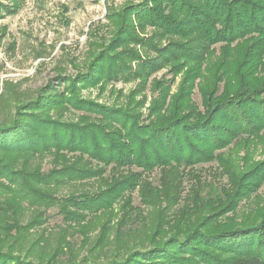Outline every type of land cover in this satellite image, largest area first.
Here are the masks:
<instances>
[{
	"label": "trees",
	"instance_id": "16d2710c",
	"mask_svg": "<svg viewBox=\"0 0 264 264\" xmlns=\"http://www.w3.org/2000/svg\"><path fill=\"white\" fill-rule=\"evenodd\" d=\"M24 1L0 0V20ZM105 18L84 69L0 119V264H264V0L127 1ZM124 81L123 104L82 94ZM212 162L226 183L197 174Z\"/></svg>",
	"mask_w": 264,
	"mask_h": 264
},
{
	"label": "rangeland",
	"instance_id": "374dc122",
	"mask_svg": "<svg viewBox=\"0 0 264 264\" xmlns=\"http://www.w3.org/2000/svg\"><path fill=\"white\" fill-rule=\"evenodd\" d=\"M127 1L140 2L141 0H25L19 13L0 20V96L3 97L0 100L5 101L0 106V119L6 114L5 109L7 110L11 100L31 98L38 88L50 82L62 89V86L59 87L58 75L73 76L84 69L90 52L88 33L94 31L98 38L110 37V24L105 18L108 7L113 5L118 8ZM243 45L239 43L234 46L233 51L238 52ZM166 73L167 69H162L154 76L159 79L163 76H167L166 79L172 76ZM182 75L181 73L176 77L172 92L177 90L183 78ZM200 80L198 79L197 82ZM137 83V81L110 83L103 93L98 88H84L82 94L108 104H123ZM200 85L197 83L196 86ZM151 90L148 88L138 97L139 99L146 96V102L142 106L145 113L149 111L153 97L156 96V93ZM194 92V100L200 105L201 92L198 88ZM3 105H5L4 110ZM257 148L254 152L255 158L264 156V145L259 143ZM244 152L242 150L240 154L243 155ZM51 165V158H46L43 162L45 170ZM216 166V162L200 165L196 169L197 174L203 178L202 181L220 179L222 183H226L227 179L222 178L216 172ZM159 176V170H155L149 179L154 184H158ZM191 183V178H187L186 190L192 185ZM69 191L70 189L65 188L61 193L68 194ZM262 191H264V186ZM134 205L140 206V197L137 192L134 193ZM26 212L33 211L29 209ZM49 215L51 216L47 217L48 220L43 226L46 227L50 239H53L62 220L57 209H51ZM95 224V227L90 229V235L94 238L99 234L100 225ZM70 238L75 239L77 245H80L83 240L78 235H70ZM85 250H81L82 253Z\"/></svg>",
	"mask_w": 264,
	"mask_h": 264
}]
</instances>
